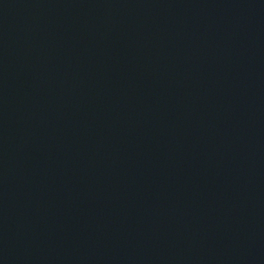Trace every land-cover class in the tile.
Segmentation results:
<instances>
[{"label":"water","instance_id":"95a60500","mask_svg":"<svg viewBox=\"0 0 264 264\" xmlns=\"http://www.w3.org/2000/svg\"><path fill=\"white\" fill-rule=\"evenodd\" d=\"M262 251L264 0H0V264Z\"/></svg>","mask_w":264,"mask_h":264}]
</instances>
